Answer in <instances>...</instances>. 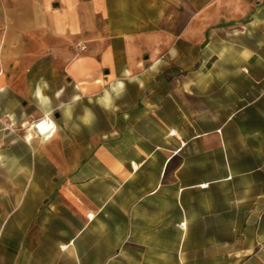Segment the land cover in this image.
<instances>
[{
	"label": "crops",
	"instance_id": "crops-1",
	"mask_svg": "<svg viewBox=\"0 0 264 264\" xmlns=\"http://www.w3.org/2000/svg\"><path fill=\"white\" fill-rule=\"evenodd\" d=\"M0 264H264V0H0Z\"/></svg>",
	"mask_w": 264,
	"mask_h": 264
},
{
	"label": "clouds",
	"instance_id": "clouds-1",
	"mask_svg": "<svg viewBox=\"0 0 264 264\" xmlns=\"http://www.w3.org/2000/svg\"><path fill=\"white\" fill-rule=\"evenodd\" d=\"M37 94L39 95V92H38ZM40 127H41L42 130H47V129H45L44 125H41ZM47 128H54V126H53L52 123H49V124L47 125Z\"/></svg>",
	"mask_w": 264,
	"mask_h": 264
},
{
	"label": "built area",
	"instance_id": "built-area-1",
	"mask_svg": "<svg viewBox=\"0 0 264 264\" xmlns=\"http://www.w3.org/2000/svg\"><path fill=\"white\" fill-rule=\"evenodd\" d=\"M48 118H49V117H48ZM49 120H50V119H49ZM49 134H50V132H48V135H49ZM48 135H45L44 137H45V138H48V137H49Z\"/></svg>",
	"mask_w": 264,
	"mask_h": 264
}]
</instances>
